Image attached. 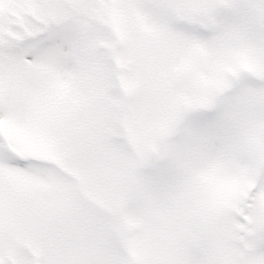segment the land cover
Listing matches in <instances>:
<instances>
[{
  "label": "snow or ice",
  "instance_id": "obj_1",
  "mask_svg": "<svg viewBox=\"0 0 264 264\" xmlns=\"http://www.w3.org/2000/svg\"><path fill=\"white\" fill-rule=\"evenodd\" d=\"M0 264H264V0H0Z\"/></svg>",
  "mask_w": 264,
  "mask_h": 264
}]
</instances>
